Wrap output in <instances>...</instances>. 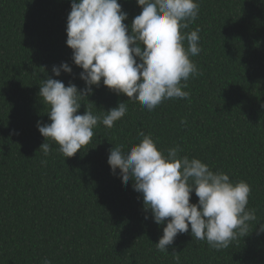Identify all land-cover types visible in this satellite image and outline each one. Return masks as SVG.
<instances>
[{
    "label": "trees",
    "instance_id": "obj_1",
    "mask_svg": "<svg viewBox=\"0 0 264 264\" xmlns=\"http://www.w3.org/2000/svg\"><path fill=\"white\" fill-rule=\"evenodd\" d=\"M197 2V19L181 30L199 29L202 49L190 57L198 71L182 89L189 98L148 111L101 81L77 114L87 108L103 117L120 102L127 113L112 128L98 123L91 141L66 158L37 121L51 123L39 96L43 79L85 87L66 44L71 0H0V264H264V234L251 233L264 223V0ZM118 3L130 34L142 9L136 0ZM63 62L72 73L57 77L52 68ZM141 131L165 156L179 146L180 157L247 182V207L257 216L248 236L215 250L189 228L158 251L166 224L154 222L132 181L124 184L108 164L109 150L129 151ZM44 142L47 156L39 150ZM197 201L193 191L190 202Z\"/></svg>",
    "mask_w": 264,
    "mask_h": 264
},
{
    "label": "clouds",
    "instance_id": "obj_2",
    "mask_svg": "<svg viewBox=\"0 0 264 264\" xmlns=\"http://www.w3.org/2000/svg\"><path fill=\"white\" fill-rule=\"evenodd\" d=\"M142 9L129 26L128 14L118 0H71L67 17L66 44L73 50L72 61L82 69L79 78L85 87L67 86L58 79H43L39 96L49 105L51 123L37 121L40 134L59 145L66 158L74 156L92 139L98 123L112 128L127 113L125 102L106 111L103 117L91 111L77 114L81 99L93 94V86L103 85L117 95L124 94L138 101L148 111L163 101L189 98L182 90L186 81L197 74L190 59L201 52L199 29L182 33L199 13L197 0H136ZM187 40V48L183 42ZM138 58V59H137ZM71 74L72 67L63 62L53 66L52 73ZM184 81L185 83H181ZM128 99V100H129ZM186 121L182 120L181 124ZM142 140L130 150L123 146L109 150L108 164L113 174L119 169L124 184L132 181L140 193L144 210L151 212L163 235L155 244L167 252L178 234L188 233L197 241H207L215 249H226L239 237L248 236L251 222L257 221L256 209L248 208L250 185L241 180L232 182L222 171H212L200 159L180 157L179 146L165 156L150 135L139 132ZM47 156L51 151L44 142L40 149ZM198 197L191 203V194ZM148 219V216H145ZM257 225L259 227L257 228ZM264 234V223L257 221L251 233ZM179 260V257L176 256ZM42 264H51L45 259Z\"/></svg>",
    "mask_w": 264,
    "mask_h": 264
}]
</instances>
